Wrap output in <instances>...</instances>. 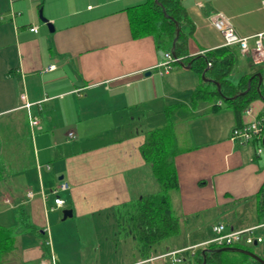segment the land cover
<instances>
[{
  "label": "crops",
  "instance_id": "1",
  "mask_svg": "<svg viewBox=\"0 0 264 264\" xmlns=\"http://www.w3.org/2000/svg\"><path fill=\"white\" fill-rule=\"evenodd\" d=\"M141 1L0 0V225L18 228L22 215L37 228L18 230L15 247L2 264H42L51 254L57 264H173L162 248L142 259L131 238L121 248L108 237L103 253L89 260L79 236L80 223L83 233L97 235L99 218L114 221L116 207L160 189L141 146L145 131L167 122L165 108L171 101L183 103L174 104L173 124L185 149L174 159L179 187L172 202L182 218L181 233L170 239L174 250L213 237L217 224L228 230L262 225L257 233L263 241L254 245H260L257 255L264 258V222L258 218L264 150L261 141L240 144L231 138L236 127L260 118L264 100H254L251 116L243 112L240 122L222 101L193 107L180 95L199 86L201 76L180 64L161 74L158 65L164 56L154 37H132L127 8ZM263 1L183 0L194 25L189 54L234 49L243 62L240 74L261 69L264 83V61L256 63L238 46L224 47L222 33L208 20L225 15L253 47L252 36L264 32ZM39 8L53 30L42 22ZM32 26L38 31H31ZM51 65L55 68L48 70ZM22 94L39 118L40 128L33 131L28 110L21 108ZM214 103L222 109L211 112ZM61 182L69 184L60 193L65 204L53 208L51 190ZM30 190L33 198L27 197ZM64 209L73 211L68 218L75 224V247L69 246ZM50 212L56 214L53 221ZM188 254H180L183 264H189Z\"/></svg>",
  "mask_w": 264,
  "mask_h": 264
},
{
  "label": "trees",
  "instance_id": "2",
  "mask_svg": "<svg viewBox=\"0 0 264 264\" xmlns=\"http://www.w3.org/2000/svg\"><path fill=\"white\" fill-rule=\"evenodd\" d=\"M127 10L134 39L153 36L160 55L164 56L166 52L172 54L174 52L175 57L181 58L184 65L190 64V69L201 76L202 81L199 86L185 95H180L186 97L193 107L207 100L222 101L224 108L234 110L236 119L240 122L242 113L254 100L261 98L264 100V83H259L260 77L258 76V73L263 76L261 69L244 73L236 81L232 79L231 75L237 70L239 51L235 52L234 49L229 48L222 51L209 50L199 55L189 54L188 39L193 33L194 25L183 0H142L129 6ZM187 26L189 27L188 32L186 31ZM178 27L181 30L173 49ZM177 64L179 62L175 63ZM203 75L212 81L204 80ZM243 92L245 93L241 94ZM171 104L169 103L165 108L167 122L161 127L145 131V142L141 146L143 158L151 167L160 189L136 201L120 205L114 210L118 234L124 239L131 238L136 242V250L142 259L157 255L161 248L163 251L161 254L174 250L175 247L172 246L170 239L178 236L182 228V218L174 210L172 195L179 187L174 159L175 156L185 151L180 146L174 131L173 121L176 118L174 104L181 106L183 103L171 101ZM223 106L214 103L211 106V112L218 111ZM260 119H264V112ZM263 136L254 139L261 141L262 148H264ZM260 193L258 218L259 222H264V185ZM19 224L18 228L0 225V264L14 249L19 231L37 230L22 215ZM234 248L254 252L245 245L239 244ZM45 249L48 250L46 247ZM188 253L185 260L189 259L190 264H203L204 261L206 264H262L245 253L230 249L221 250L213 247L208 251L198 249L193 254L191 251Z\"/></svg>",
  "mask_w": 264,
  "mask_h": 264
},
{
  "label": "built area",
  "instance_id": "3",
  "mask_svg": "<svg viewBox=\"0 0 264 264\" xmlns=\"http://www.w3.org/2000/svg\"><path fill=\"white\" fill-rule=\"evenodd\" d=\"M264 4V1H263ZM19 14V13H18ZM14 16V12H12ZM209 23L217 28L223 35L224 38V47H232L238 46L239 50L243 54H248L252 56L253 61L256 63H260L264 61V32L257 33L252 36L254 38V46L251 47L249 44V37H240L229 19L220 13L213 14L208 18ZM31 31L37 32L38 26H32L30 28ZM181 61V58L175 57L171 52H166L164 54V60L159 63L158 69L161 74L169 73L173 65ZM211 65V63H209ZM55 68V65H51L48 70ZM21 108H25L28 110L29 114V123L31 129L40 128L39 118L30 112V108L32 103L28 102L25 94L20 95ZM252 109L251 107H247L244 111V114L251 116ZM264 130V119L254 118L247 122H245L241 127H236L232 132V140L236 141L240 144H246L254 140L255 138H261L263 136ZM71 138H74V134L70 133ZM259 152H262L260 149ZM41 166L38 165V169L40 170ZM49 168V166H48ZM69 188V184L67 182L59 183L55 188L51 190V193L55 196L54 199V207L53 208H62L64 207L65 201L60 196L62 191H65ZM42 197H46L45 192L43 190L40 191ZM35 193L33 191L27 192L28 198H33ZM4 202L6 204H10L9 198H4ZM262 226V225H260ZM260 226H253L243 230H228L225 224H217L212 227L214 237L212 240L208 241L207 244L213 247H226V246H236V245H253L257 243H261L263 241L262 236L257 233V230ZM201 246L195 247L194 250L189 248L180 249L171 251L164 256H169L172 258L173 263L182 262L183 256L180 254L185 251H191L192 254L197 251V249ZM200 249V248H199ZM42 264H57V261L53 254H51L47 260H44Z\"/></svg>",
  "mask_w": 264,
  "mask_h": 264
},
{
  "label": "rangeland",
  "instance_id": "4",
  "mask_svg": "<svg viewBox=\"0 0 264 264\" xmlns=\"http://www.w3.org/2000/svg\"><path fill=\"white\" fill-rule=\"evenodd\" d=\"M41 11H42V8H39L38 9L39 15H40ZM237 64H238V70H236L231 76L233 80L235 78H238L241 75L240 73H241V70H242L243 62H241L240 56H237ZM191 73H193V72H191ZM152 110H153V112H156L155 108H153ZM151 116H153L154 118H157V114H151ZM44 181H45V183H47L46 178L44 179ZM34 186H35L34 190L36 192H38L39 189H40L39 186H37L36 184ZM60 213L62 215V211H60ZM49 215H50L51 221H53V217H54L53 215H56V214L50 212ZM71 221H73L72 218H67L66 221H64L66 223L65 230L68 231V235H69L68 237H69V240L71 242V244H69V246L74 245L73 247H75V243L72 244V240H73L72 234L76 235V233L74 232L75 231V224L73 225L71 223ZM52 226H53V229L56 228V227H54V224ZM97 226H98L97 228L99 229V231H98L97 235H94L92 233H83L82 228L84 227V225L81 224V223L79 224V229L81 227L79 236L81 237V242H82V245H83V251L85 252L86 258H89V260H91V259L94 260V255H96V254H100L101 255L103 253L104 249H106L105 248V241L108 239V237L111 238V241H117L119 244H121L122 245L121 248H127L125 243H127L128 241L126 239L122 238L120 236V234H118L117 224H116L115 220L114 221L113 220L107 221V219H105V217L99 218L98 221H97ZM114 231H115V233H114ZM263 231H264V229L261 230L262 233H263ZM47 236H48V240H50L51 232H50V237H49V234ZM213 237L207 239L206 241H201V242H199L197 244H193V245H191L189 247H186V248H183V249L185 250V249L189 248L191 250H194L195 247L201 246V247H199L201 250L208 251V250L212 249L213 247H210V245L207 244V242L212 240ZM263 245H264V243H263ZM245 246L250 247V249L252 251H254L256 254L259 253V250L261 248V247H259L260 245L257 246V245H254V244L253 245L245 244ZM100 247H102V248L99 249ZM226 247H228V246H226ZM229 247H234V246H229ZM216 248L220 249L219 247H216ZM221 248H225V247H221ZM175 251L176 250H174V252ZM122 252H123V254L124 253L127 254V253H129V250L127 251V250L123 249ZM127 256H129V255H127ZM171 261H172V258H171ZM190 262L191 261L189 260V264H190ZM183 263L184 262L182 261V262L173 263V264H183Z\"/></svg>",
  "mask_w": 264,
  "mask_h": 264
},
{
  "label": "water",
  "instance_id": "5",
  "mask_svg": "<svg viewBox=\"0 0 264 264\" xmlns=\"http://www.w3.org/2000/svg\"><path fill=\"white\" fill-rule=\"evenodd\" d=\"M40 17H41L42 22L46 23V24L48 25V27H49L51 30H53V25H52V24H51V23H50L45 17H43L42 14H40ZM180 30H181V29L178 27V28H177V35H176V38H175V40H174V42H173V49L175 48V42H176L177 37H178V35H179V33H180ZM173 55L175 56L174 52H173ZM179 64L182 65L183 67H186L187 69H190V64H188V65H184V64L182 63V61H179ZM146 74L149 75L150 72L148 71ZM258 76L260 77V81H259V83H261V82H262V76H261V74H258ZM203 77H204V75H203ZM204 80H207V81H210V80H211V81H212V79H208V78H205V77H204ZM218 86H219V84H218ZM219 87H220V86H219ZM245 92H246V91H245ZM245 92H243V93H241V94H244ZM263 145H264V139H263ZM72 215H73V211H72V209H64V210H63V219H67L68 217H72ZM255 244H256V243H255ZM220 249H221V250H228V249H230V250H236V251H239V252L245 253V254L249 255L250 257H252L253 259H255L256 261H259L260 263L264 264V258L260 257V256L257 255L256 253L251 252V251H249V250H245V249H241V248H234V247H225V248H220ZM203 264H206V262L204 261Z\"/></svg>",
  "mask_w": 264,
  "mask_h": 264
}]
</instances>
